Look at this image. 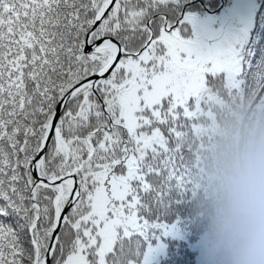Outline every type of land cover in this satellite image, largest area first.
Segmentation results:
<instances>
[{
  "label": "snow or ice",
  "instance_id": "obj_1",
  "mask_svg": "<svg viewBox=\"0 0 264 264\" xmlns=\"http://www.w3.org/2000/svg\"><path fill=\"white\" fill-rule=\"evenodd\" d=\"M226 85H264V0H0V264H153Z\"/></svg>",
  "mask_w": 264,
  "mask_h": 264
},
{
  "label": "clouds",
  "instance_id": "obj_2",
  "mask_svg": "<svg viewBox=\"0 0 264 264\" xmlns=\"http://www.w3.org/2000/svg\"><path fill=\"white\" fill-rule=\"evenodd\" d=\"M197 264H264V110L235 114L200 152Z\"/></svg>",
  "mask_w": 264,
  "mask_h": 264
},
{
  "label": "trees",
  "instance_id": "obj_3",
  "mask_svg": "<svg viewBox=\"0 0 264 264\" xmlns=\"http://www.w3.org/2000/svg\"><path fill=\"white\" fill-rule=\"evenodd\" d=\"M264 110V85L242 87L226 85L218 87L204 101L195 126L191 132L192 155L190 203L182 206L170 219L181 221L180 231L175 236L164 239L165 249L158 254L153 264H197L196 246L201 226L198 217V203L202 196L200 185V152L215 127L228 117Z\"/></svg>",
  "mask_w": 264,
  "mask_h": 264
}]
</instances>
